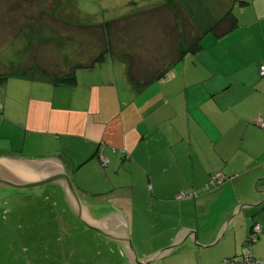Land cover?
<instances>
[{"label": "crops", "instance_id": "1", "mask_svg": "<svg viewBox=\"0 0 264 264\" xmlns=\"http://www.w3.org/2000/svg\"><path fill=\"white\" fill-rule=\"evenodd\" d=\"M164 9L180 11L173 22H191L203 35V48L146 87L129 77L130 68L136 70V53L123 54L125 47L113 52L107 45L112 35L104 32L99 52L92 36L58 33L56 45L48 46L54 54L45 66L40 59L29 62L31 54L38 55L33 52L38 46L32 44L35 36L25 19L11 18L15 24L0 34V45L5 43L0 46V157L57 160L83 206L119 210L128 247V238L136 236L139 261L170 248L182 227L194 231L201 246L212 245L232 222L236 207L264 200L259 192H264V182L256 189L264 181V128L258 125L264 122V0H154L147 9H137L136 16ZM230 12L236 27L216 35L211 29ZM80 20L74 15L71 22L50 24L57 30L68 25L70 31L102 24ZM39 26L45 25L35 24ZM101 54L102 61L93 66L78 65H90ZM72 71L75 83H58ZM218 172L228 181L208 189ZM10 184L0 181V191L44 196L50 187L56 206L74 212L66 187L57 181L31 188ZM179 192L198 197L177 200ZM255 224L262 232L251 251L264 260L263 202L256 209L239 210L235 226L213 247L200 249L188 238L150 264L240 260ZM93 232L104 240L99 243L104 250L100 264H128L117 241Z\"/></svg>", "mask_w": 264, "mask_h": 264}, {"label": "rangeland", "instance_id": "2", "mask_svg": "<svg viewBox=\"0 0 264 264\" xmlns=\"http://www.w3.org/2000/svg\"><path fill=\"white\" fill-rule=\"evenodd\" d=\"M153 1L0 0V20H7V22L0 21V34H5L7 25L15 24L8 21L11 18L18 22L25 19L31 24L30 35L35 36L32 37L34 40L32 44L38 46V50L33 51L38 55L31 54L33 58L30 56L29 62L35 64L40 59L41 64L45 66L51 63L50 57L53 56L54 50L50 48L56 45L58 33L60 35L82 33L92 36L96 39V42L92 43L95 51L102 50L100 44L102 35L99 30L93 32L94 30L87 28L84 31L85 28L75 27L74 31H70L68 25L66 27L62 25L63 27L57 30L50 22H71L75 15L76 18L81 19L80 22L101 24L128 15V19L125 18L116 24L110 44L115 53L122 51V47L123 49L125 47L123 54L136 53V66L145 71L153 69L159 61L161 63L165 60L168 47L171 48L175 44L178 32L175 28L177 22H173L175 12L167 11L168 9L147 11L132 20L137 9H147L149 2ZM70 11L72 17L68 19ZM40 22L45 26L35 27V24ZM46 26H50L53 31ZM64 31L67 33L64 34ZM47 40H51V43ZM45 44L47 46L44 49ZM4 45L5 43L0 46ZM62 45L57 41L59 48ZM46 190L47 194L44 196L37 191H34L37 192L36 194L28 195H26L28 190L6 188L5 191H0V264L104 262V257L100 255L104 250L99 248V243L104 240L86 228L73 211H66L65 208L56 206V199L50 192V187ZM133 240L137 244L136 236L131 237L135 249L136 244L134 245Z\"/></svg>", "mask_w": 264, "mask_h": 264}, {"label": "water", "instance_id": "3", "mask_svg": "<svg viewBox=\"0 0 264 264\" xmlns=\"http://www.w3.org/2000/svg\"><path fill=\"white\" fill-rule=\"evenodd\" d=\"M0 178L8 182L20 185L14 186L15 188H26L36 185L42 181L48 180H53L61 183L64 187H66L70 204L80 222L88 229L100 234H104L117 241L120 245L123 257L128 260V264H150L157 259H161L171 254L188 238L195 246H199L200 249L211 248L222 240L223 234L228 229H232L235 226L238 220L239 210H253L264 202L263 200L262 202L254 205H244L236 207L232 222L221 232L219 238L212 245H199L198 237L195 232L189 228L182 227L176 229L170 248L163 252L156 253L153 256H150L145 261H139L130 237L128 238L130 249L126 243L124 237L123 221L119 210L116 207L110 205L95 206L91 208L83 206L79 201L70 177L66 174L63 166L57 160H29L11 157H0ZM4 180L0 181L5 184H10ZM260 182L264 181H259L256 185V189ZM259 192L264 194V192L262 191ZM132 255L134 256L135 260L133 259Z\"/></svg>", "mask_w": 264, "mask_h": 264}, {"label": "trees", "instance_id": "4", "mask_svg": "<svg viewBox=\"0 0 264 264\" xmlns=\"http://www.w3.org/2000/svg\"><path fill=\"white\" fill-rule=\"evenodd\" d=\"M175 13H176L175 18L176 19L180 18V11H176ZM135 17H136V14H133L132 20H135L136 19ZM125 18L128 19L129 16L127 15L121 19L109 20L108 22L102 23L100 26L90 27L88 29L94 30L93 32H96V30H99L101 32V34H102V32H104V34H106V36H111L112 32H114V28H116V26H117L116 24L120 23L118 21H122ZM236 25H237V21H236L235 17L233 16L232 12H230L220 22H218L216 24V26H214L211 29V31H213L218 36H222V35L230 32L231 30H233L236 27ZM175 28L178 31L176 33L177 37H176L175 44H173L171 46V48L168 47L169 51H167L168 49L165 50V51H167L165 56H164L165 60L163 62L161 61V63H160V61L158 62L159 64H163L162 65L163 68L155 69V71H150V70L143 71L142 68L139 66L138 67L136 66V70L133 67L130 68L129 77H130V80L132 82H134V84H136V86L146 87L153 82H156V81L163 79L166 76V74L168 73V71L170 70V67H173L176 62H178L179 60L184 58L187 54H195L203 48V46H202L203 35L196 32V28L193 26V24L191 22H177ZM110 41H111V39H109V43L107 42V45L109 47L111 46ZM102 59H103V54H101L93 62H91L90 65L86 64V62H80V63H78V65H81L83 67H90V66H93L94 64H96L97 62L102 61ZM262 65H264V64H262ZM261 66H260V68H261ZM262 77H264V76H262ZM75 79H76V77H75L74 71H72L70 74H68V76L64 77V79H62V80L60 79L58 83L73 84V83H75ZM2 80H4V78H0V81H2ZM218 173H220V172H218ZM216 174L217 173H214L211 176L210 181L207 185L208 189H210L213 186H218V185L223 184L226 181H228L227 178L221 173L222 176L225 177V180L223 182H218L215 185H211V179ZM179 193H181V192H179ZM183 193L186 194L187 196H189L191 194H196V193L187 194L185 192H183ZM197 197H198V195L196 194V197L186 198V199H182V200H195ZM176 199L180 200L177 198V195H176ZM258 236H257V238H258ZM257 238H256V240H257ZM247 243H248V241H247ZM252 244L250 246H252ZM245 247H248L247 244L245 245ZM227 259H230V258H227ZM233 260H235V259H233Z\"/></svg>", "mask_w": 264, "mask_h": 264}, {"label": "built area", "instance_id": "5", "mask_svg": "<svg viewBox=\"0 0 264 264\" xmlns=\"http://www.w3.org/2000/svg\"><path fill=\"white\" fill-rule=\"evenodd\" d=\"M260 74L261 76H264V65L261 66L260 68ZM2 107L0 105V117L2 116ZM258 125L264 128V122H262V120H260L258 122ZM225 180V177L222 176L221 173H217L216 175H214V177L211 179V185H215L218 182H223ZM191 197H196V194H191L189 196H187L186 194H184L183 192L178 193L177 194V198L182 200V199H186V198H191ZM262 232V227L260 226V224H255L251 230V233L249 234L247 241L248 247H243L242 251H241V260H233V259H225L223 261L222 264H264V260L263 259H258L255 258L252 255V251H251V244L256 240L257 236Z\"/></svg>", "mask_w": 264, "mask_h": 264}]
</instances>
